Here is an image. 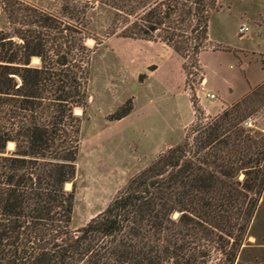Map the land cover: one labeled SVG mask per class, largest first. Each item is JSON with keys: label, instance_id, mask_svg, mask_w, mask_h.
Wrapping results in <instances>:
<instances>
[{"label": "trees", "instance_id": "trees-1", "mask_svg": "<svg viewBox=\"0 0 264 264\" xmlns=\"http://www.w3.org/2000/svg\"><path fill=\"white\" fill-rule=\"evenodd\" d=\"M0 5L14 25L0 30V264H264L248 240L264 194V130L245 124L247 96L207 121L197 109L183 140L73 229L72 108L86 95L66 88L68 72L55 89L42 85L47 70H80L85 40L101 32L159 39L196 60L215 0H63L58 17Z\"/></svg>", "mask_w": 264, "mask_h": 264}, {"label": "rangeland", "instance_id": "rangeland-1", "mask_svg": "<svg viewBox=\"0 0 264 264\" xmlns=\"http://www.w3.org/2000/svg\"><path fill=\"white\" fill-rule=\"evenodd\" d=\"M17 2L58 17L63 0ZM6 16L0 5V30L9 32L14 25L8 24ZM102 21L100 24H105ZM242 24L248 27L244 35L238 32ZM263 30L264 0H215L207 39L196 60L189 53L179 55L159 39L107 36L101 32L96 39L85 40V59L82 63L76 61L80 70H47L50 74L45 76L49 79L44 80L43 88L55 89L61 84L58 78L68 72L71 78L65 81L66 88L86 95L81 105L72 108L78 118L73 123L79 127V143L75 177L65 184V189L74 190L73 229L103 211L133 175L183 140L197 120V109L204 112L207 121L247 96L250 105L246 118L252 120L247 126L264 130V98H258L264 80L250 85L237 100L224 104L196 95L205 77L201 53L242 55L244 62L255 57L264 70V53L254 49ZM181 33L192 37L188 32ZM13 39L21 43L16 36ZM242 60L236 64L238 70ZM29 66L39 68V57H31ZM15 80L21 81L18 76ZM119 114L122 117L116 118ZM8 143L7 150H13L14 143ZM261 204L248 240L260 247L252 253L264 258V194Z\"/></svg>", "mask_w": 264, "mask_h": 264}, {"label": "crops", "instance_id": "crops-1", "mask_svg": "<svg viewBox=\"0 0 264 264\" xmlns=\"http://www.w3.org/2000/svg\"><path fill=\"white\" fill-rule=\"evenodd\" d=\"M254 49L264 53V30L262 36L258 38L257 48ZM240 53L243 54V52ZM252 53L254 55L255 52ZM241 56L214 52H204L200 55L204 65V83L223 104L226 101L237 100L249 89L250 85H257L264 80V70L258 65L256 58H249L247 62H244ZM239 60L243 61L240 65L242 70L236 67ZM240 73L243 76H240ZM203 110L206 114L208 113L204 106Z\"/></svg>", "mask_w": 264, "mask_h": 264}, {"label": "built area", "instance_id": "built-area-1", "mask_svg": "<svg viewBox=\"0 0 264 264\" xmlns=\"http://www.w3.org/2000/svg\"><path fill=\"white\" fill-rule=\"evenodd\" d=\"M248 31V27L246 26V24H242L240 27H239V34L241 35H244L246 34ZM196 95L199 96H203L205 99L207 100H216L217 99V96L214 92H211L207 86L205 85L204 83V78L202 79V81L199 83V87L197 89V92H196ZM251 118H248L245 122V124L247 125H250L251 124Z\"/></svg>", "mask_w": 264, "mask_h": 264}]
</instances>
